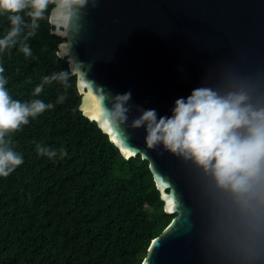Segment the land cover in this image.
Masks as SVG:
<instances>
[{
	"label": "trees",
	"instance_id": "obj_1",
	"mask_svg": "<svg viewBox=\"0 0 264 264\" xmlns=\"http://www.w3.org/2000/svg\"><path fill=\"white\" fill-rule=\"evenodd\" d=\"M7 15L0 13V38L10 27ZM39 24L26 41L31 56L19 45L0 53L13 99L54 104L10 134L24 162L0 177V264H142L175 214L165 211L149 162L125 158L80 110L75 74L67 88L54 81L33 95L43 77L69 70L57 56L63 38L53 32L50 14ZM41 143L67 155L41 156Z\"/></svg>",
	"mask_w": 264,
	"mask_h": 264
},
{
	"label": "water",
	"instance_id": "obj_2",
	"mask_svg": "<svg viewBox=\"0 0 264 264\" xmlns=\"http://www.w3.org/2000/svg\"><path fill=\"white\" fill-rule=\"evenodd\" d=\"M50 23L63 38L59 45L71 48L64 58L77 76L80 110L125 158L141 155L149 162L165 211L175 214L152 239L142 264H206L184 218V163L162 147L149 149L143 128L111 126L98 97L102 89L131 91L132 105L171 116L178 98L203 86L206 75L214 80L225 65L264 73V0H96L70 21L51 11ZM136 115L133 108L129 124Z\"/></svg>",
	"mask_w": 264,
	"mask_h": 264
},
{
	"label": "clouds",
	"instance_id": "obj_3",
	"mask_svg": "<svg viewBox=\"0 0 264 264\" xmlns=\"http://www.w3.org/2000/svg\"><path fill=\"white\" fill-rule=\"evenodd\" d=\"M89 3L96 6V0H0V13L8 14L10 21L0 38V53L19 45L20 52L31 56L26 41L36 35L50 6L70 21ZM59 48L57 56L71 57L67 44ZM4 71L0 66V177H8L24 162L13 149L10 134L27 125L29 118L54 108L41 99H13L5 87ZM70 73L71 66L43 77L33 95L54 81L67 88ZM102 90L98 102L111 126L143 128L149 149L162 147L184 163L189 196V203L182 205L184 218L206 264H264V73H244L225 65L214 80L206 75L203 86L178 98L171 116L132 105L131 91L112 95ZM64 99L59 96L57 103ZM133 108L138 115L129 124ZM36 151L49 159L58 152L61 158L67 155L64 148L54 150L42 143Z\"/></svg>",
	"mask_w": 264,
	"mask_h": 264
},
{
	"label": "snow or ice",
	"instance_id": "obj_4",
	"mask_svg": "<svg viewBox=\"0 0 264 264\" xmlns=\"http://www.w3.org/2000/svg\"><path fill=\"white\" fill-rule=\"evenodd\" d=\"M169 204H171V201H169ZM168 210L170 211L171 209L169 208Z\"/></svg>",
	"mask_w": 264,
	"mask_h": 264
}]
</instances>
